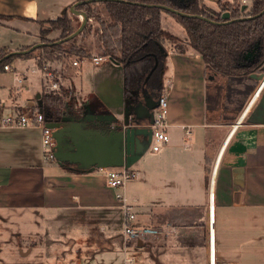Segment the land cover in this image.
<instances>
[{"label":"crops","instance_id":"crops-1","mask_svg":"<svg viewBox=\"0 0 264 264\" xmlns=\"http://www.w3.org/2000/svg\"><path fill=\"white\" fill-rule=\"evenodd\" d=\"M77 1L0 0V48L18 50L36 44L38 23L66 14L71 17ZM165 17L162 12L163 30L179 39L174 44L165 43L168 56L164 75L170 72L167 86L164 82L170 139L151 154L152 159L147 160L145 153L132 165L142 181L134 187L137 192L133 198L127 196L128 181L122 188H113L97 166L109 151V126L77 118L62 122L69 137L81 144L80 163L45 160L39 127H0V222H43L50 225L48 230L61 223L78 222L99 224L96 228L100 232L113 226L122 230L123 209L117 198L121 193L130 202L138 203L137 222L157 226L161 233L171 231L175 224L191 231V219L203 224L208 234L209 264L210 221L215 230L216 264H264V123L248 121L247 105L230 106L228 116L222 118V110L210 98L213 91L209 85L213 82L207 79L202 56L187 54L186 47H191L187 37L165 29ZM171 19L179 23L175 17ZM93 57H71L53 69L76 109L89 104V114L121 111L118 117L122 120L129 101L123 65L107 56L99 62ZM74 60L78 64L74 65ZM35 65L32 58H18L12 63L15 70L25 73V81L16 83L11 72L13 85L4 94L7 101L10 98L7 106L40 108L38 100L44 87L41 76L30 71ZM86 65L94 74L84 73ZM24 86H36L35 97L20 103L19 91ZM235 116H239L236 121ZM128 126L138 125H124ZM249 139L254 140L255 149L246 151ZM157 186L154 198L148 199L147 194L150 196ZM172 204L180 208L172 210ZM7 215L11 220L5 219ZM18 216L21 221H14ZM10 231L30 234L32 229L27 226Z\"/></svg>","mask_w":264,"mask_h":264},{"label":"trees","instance_id":"trees-1","mask_svg":"<svg viewBox=\"0 0 264 264\" xmlns=\"http://www.w3.org/2000/svg\"><path fill=\"white\" fill-rule=\"evenodd\" d=\"M80 1V0H78ZM167 5L180 9L176 0H88L76 8L87 16L84 28L74 38L56 43L75 32L82 22L79 15L72 13L55 19L54 28L60 31L56 39L42 37L43 46L25 54L5 57L12 49L0 48V71L16 58L34 59L38 66L45 60L38 49L46 51L55 60L61 53L69 58L78 59L92 56H107L123 65L125 74V95L128 99L138 93L162 95L165 88L164 74L167 69V56L161 52L159 44L165 46L166 38L174 44L179 39L163 30L162 12L173 15L187 32L188 44L203 58L208 72L236 77L253 71L244 66L246 56L259 52L264 58V0H252L247 10H236L232 21L222 23V14L200 7L198 0L193 1L182 10L193 15H202L215 22L196 16H182L161 8ZM79 16V17H78ZM92 38V39H91ZM31 46L22 47L27 49ZM159 65L145 82V78L154 66L155 57ZM45 59V60H44ZM44 60V61H43ZM67 91L61 95L43 94L38 100L39 109L48 122L62 123L69 118L79 119L87 114L89 104L76 109L72 100L65 101ZM98 103V102H97ZM99 105H101L99 103Z\"/></svg>","mask_w":264,"mask_h":264},{"label":"rangeland","instance_id":"rangeland-1","mask_svg":"<svg viewBox=\"0 0 264 264\" xmlns=\"http://www.w3.org/2000/svg\"><path fill=\"white\" fill-rule=\"evenodd\" d=\"M198 4L201 8L205 7L214 11H220V6L217 0H198ZM163 12L166 16L163 20L164 28L173 31V33L181 38H186L187 32L184 27L181 24L172 21L171 16L173 15L165 11ZM79 20V22H82V17H79ZM53 22L56 21L48 20L38 23L40 29L38 42H42V37L46 39H56L60 36V31L54 28ZM2 30L3 29H1V31ZM7 39L8 37L3 38V40ZM164 43L172 44L168 38H166ZM14 44L16 45L15 41L12 45L15 46ZM186 48L189 49L187 51L189 56L193 55L194 52L198 53L192 47ZM39 55L44 56L43 58L50 59L49 61L44 60L46 63H49L51 68L60 65L62 62H66L69 59L68 55L61 53L60 59L55 60L49 53H46V51L41 49H38L33 56L36 57ZM22 59L27 58L22 57ZM86 66L84 73L94 74L92 67L89 65ZM11 74L12 73L9 71H5V73L4 71H0V98L2 99H5L4 94L7 92L6 88L13 85ZM166 74L167 75H164V82L167 86V76L170 72ZM211 75H213L212 72H206L207 79H209ZM36 78L37 77L32 79L36 80ZM35 88L36 86H32V88L29 86L25 88L24 86L19 91L20 95L18 96V101L20 103H25L28 98L35 97L33 94L34 90H36ZM63 90L64 88L62 87L61 92H63ZM61 92L53 93L44 89L42 94L61 95ZM165 93L166 91L164 88L162 94ZM64 98L65 101H73L70 97ZM7 99L9 101L10 98L7 97ZM4 101L9 103L6 99ZM249 103L250 102H248V104ZM227 114L226 111H222V118L227 117ZM238 117L239 116H237V118ZM234 119H236V116ZM153 152L155 151L149 147L145 158L147 160L152 159L151 154ZM142 161H144V159ZM130 168L135 169L134 166H131ZM140 176L141 175L139 174L130 179L127 183V196L130 200L133 198V193L137 192V189H134V187L138 184H142V181H139ZM158 188L159 186L153 187V193L150 194V196L149 194L145 196L148 199L151 197L154 198ZM162 188L166 189V186H162ZM165 193L166 192H164V194ZM131 203L134 206L136 219L138 221V203L133 201H131ZM165 203L171 205L168 204V202H164V204ZM173 205L176 204H172V210H178V208H180ZM187 208L188 207H185V209ZM11 218V216L7 215L5 219L8 221L11 220ZM13 220L19 222L21 221V216H18V218H14ZM189 222L194 226L191 231L190 229L180 227V224H175L177 226L172 228L171 231H164L158 236L150 237L142 246L133 242L127 248L128 251H125L126 243L121 232V227L119 228L118 226H113V228H110L111 230H108L107 232H100L99 227L96 228V225L99 224L66 222L61 223L60 226L55 227V229L53 228V230H48L50 225L43 222H35L32 224H23L21 222H0V264H209L207 230L200 222L195 223L194 219H191ZM27 226L32 229V234L30 233L31 235L27 234L28 231L19 234L10 231V228L21 230L23 227L26 228ZM126 258H133V261L129 262Z\"/></svg>","mask_w":264,"mask_h":264},{"label":"water","instance_id":"water-1","mask_svg":"<svg viewBox=\"0 0 264 264\" xmlns=\"http://www.w3.org/2000/svg\"><path fill=\"white\" fill-rule=\"evenodd\" d=\"M88 0H80L77 1L73 7L72 11L77 15H82V23L81 26L72 34L69 36L57 40L56 43H63L66 42L75 36H77L82 29L84 28L87 16L84 12L78 10L76 7ZM193 1L195 0H179V8L167 6V5H159L161 8L168 10L170 12L182 15V16H196L201 17L207 21L215 22L214 20L209 19L208 17L202 16V15H193L189 14L182 9L189 6ZM247 5H244L242 7V10H246ZM264 13V9L261 12V14ZM222 23H228L232 21V17L230 12L226 11L222 14ZM161 52L164 54V56H168L167 48L161 44L158 43ZM44 43L38 42L31 47L27 49H18L10 51L8 54H6L5 57H9L11 55L15 54H25L29 53L41 46H43ZM246 56V59L248 56ZM155 57V63L154 66L151 68L149 73L147 74L145 78V82L150 78V76L153 74L155 69L159 65V59L157 55H154ZM260 58L259 52L254 53L251 58H248L249 63L244 64V66H251L257 63V61ZM113 60V59H112ZM114 62L118 63L117 61L113 60ZM258 67H261L263 72L259 79L263 77L264 74V61H261L258 65ZM255 74V73H254ZM126 110L123 114V119L120 120L118 115L121 114V111H116L115 113H103V114H85L82 117H80V120H90L94 125L96 126H103L107 125L109 126L107 129L108 135H107V141L109 144V151L105 156H103V160L100 161V164H97L98 167H131L135 162H137L149 149L152 135H153V129L151 126H148V124H152L154 122V116H155V109L159 105V98L155 99L151 94H148L146 92L138 93L136 97L132 98L129 101L127 100ZM262 105L264 106V99ZM131 122L134 123V125L138 126H128L124 127V125H128ZM48 125L54 129V134L57 139V146L55 149V156L56 159L59 161V163L68 161L71 163H80L81 160V144L76 141V139L70 138L68 134V128L67 126H63V123H56V122H48ZM114 125V126H112ZM139 245L142 246V242H139Z\"/></svg>","mask_w":264,"mask_h":264},{"label":"built area","instance_id":"built-area-1","mask_svg":"<svg viewBox=\"0 0 264 264\" xmlns=\"http://www.w3.org/2000/svg\"><path fill=\"white\" fill-rule=\"evenodd\" d=\"M217 2L220 6V11L217 12L223 14V12L228 11L232 15L234 11L238 9L242 10L244 5H247V9H249L252 0H217ZM80 16L83 19V16ZM103 57L104 56L95 55L93 59L95 62H99ZM73 63L74 65L78 64V60H74ZM4 70L14 74V80L16 83L21 84L25 81V73L15 70L12 63L5 65ZM30 71L41 76L43 87L46 91L53 93H60L62 91L63 86L60 82L59 74L55 69L50 67L48 62H43L41 67L36 63ZM263 85L264 82L255 93V97L261 92ZM250 104L247 108L250 107ZM168 117V98L166 94H162L159 97V105L155 109L154 122L148 124V126H151L153 129L150 144L153 151L160 150L170 139L168 134ZM0 127L41 128L45 160L52 161L56 159L55 149L57 146V139L54 134L55 131L48 125V121L45 119L43 112L37 106H19L18 104L7 106L6 102L0 98ZM99 169L105 172L107 184L113 188L124 187L127 181L139 174L138 171L132 170L130 167H101ZM117 198L123 209V226L121 232L126 243L125 251H128L127 248L133 242H136L139 245V242L141 241L144 245L146 240L150 237L161 234L159 227L141 225L137 222L134 206L123 194L118 193ZM211 244L212 243H210V245ZM126 260L132 262L133 258H126ZM210 264H213L211 260Z\"/></svg>","mask_w":264,"mask_h":264},{"label":"flooded vegetation","instance_id":"flooded-vegetation-1","mask_svg":"<svg viewBox=\"0 0 264 264\" xmlns=\"http://www.w3.org/2000/svg\"><path fill=\"white\" fill-rule=\"evenodd\" d=\"M176 1L179 4V0ZM253 54L254 53H251L248 58H251ZM248 58H245L246 61L244 64L249 63ZM261 61H264V58L260 57L257 63L247 66L252 68L253 71L236 77H227L222 74L212 73L213 75H211L210 78L213 83L209 85V88H212L211 91L213 92H211L210 98L213 99L223 112L233 105H236V108H244L245 105L250 102L248 121L264 123V106L262 105L264 99V85L261 92L255 97V93L264 82V74L263 77L259 79L263 72L261 67H258ZM151 95L155 99L159 98L155 93ZM253 149H255L254 140L249 139L245 150L249 151Z\"/></svg>","mask_w":264,"mask_h":264},{"label":"bare ground","instance_id":"bare-ground-1","mask_svg":"<svg viewBox=\"0 0 264 264\" xmlns=\"http://www.w3.org/2000/svg\"><path fill=\"white\" fill-rule=\"evenodd\" d=\"M210 260L212 261L213 264H215V230L214 227L210 221Z\"/></svg>","mask_w":264,"mask_h":264}]
</instances>
